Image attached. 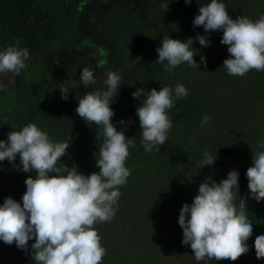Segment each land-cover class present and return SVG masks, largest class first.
Here are the masks:
<instances>
[{
    "label": "trees",
    "instance_id": "trees-1",
    "mask_svg": "<svg viewBox=\"0 0 264 264\" xmlns=\"http://www.w3.org/2000/svg\"><path fill=\"white\" fill-rule=\"evenodd\" d=\"M251 1L254 6L250 8L249 0H219L233 19L245 16L249 8L257 10L261 1ZM210 2L52 0L44 10L41 0H0V51L14 45L17 38L21 41L20 47L29 51L27 68L20 75L0 73V84L4 86L0 90V140L6 141L9 132L35 123L52 141L72 140L58 166L66 164L70 168L72 159L76 158L82 159V163L85 161L77 166L82 174L99 172L95 156L98 158L102 143L96 140L100 129L85 122L76 108L86 92L107 90L106 72L112 70L123 76L124 83L110 105L114 111L112 122L119 131L124 128L119 123L121 120L132 121L125 135L135 137L136 146L129 148L125 166L131 170V175L119 189L118 211L105 225L111 224L114 235L110 238L108 232L101 233L102 246L107 249L102 264H160L157 251L121 246L123 250L117 248V240H126L129 244L147 237L150 232L151 242L161 240L164 246L166 238H170L175 239L177 245L181 244L183 230L176 220L183 204L192 203L196 196L194 189L210 175L219 183L231 170H236L248 183L245 174L252 166V153L264 150L258 147L264 138V117H259V113L264 114V71L253 69L242 77L228 75L223 61L231 57L228 46L220 43L222 31L208 34L211 44L204 55L206 66L199 65L201 55L194 59L198 68L182 63L169 72L165 70L167 61L156 62V49L165 37L187 41L205 34L203 26L193 27V21L199 7ZM165 3L167 11L161 6ZM73 7L77 11L75 34L55 48L53 44L63 25L70 22ZM196 43L199 41L194 40V49ZM101 49L106 57L101 55ZM221 51L226 55L223 60L219 59ZM105 58L107 63L101 65L100 61ZM35 65H42L45 74L39 80H29ZM85 67L94 72L96 80L87 87L80 82ZM203 75L208 78L205 86L198 83ZM194 79L196 81L187 87V97L175 100L168 110L173 123L168 139L158 146L159 150L145 152L136 115L143 97L133 98L132 93L141 87L147 91L153 88L159 91L164 86L173 88L177 82L184 84ZM62 88L70 90L66 101L61 98ZM10 92L15 97L11 109L2 101ZM205 115L211 119L201 127ZM242 131L247 133L244 135ZM243 145L251 149L245 159L236 154ZM205 149L217 159L213 165L201 169L199 162ZM15 164L17 167L7 159L0 161V204L8 196L22 204L24 182L30 175L35 177V172L17 170L22 168L19 156ZM240 198L245 200V215L253 224V234L246 242L250 251L255 238L264 235V200L247 199L239 190L235 200L237 208ZM127 226L133 228L129 236L125 233ZM135 231H143L145 236L132 237ZM150 239L145 240L143 247H148ZM34 242H28L26 252L17 248L15 242L8 245L0 240V264H36L31 256Z\"/></svg>",
    "mask_w": 264,
    "mask_h": 264
},
{
    "label": "clouds",
    "instance_id": "clouds-1",
    "mask_svg": "<svg viewBox=\"0 0 264 264\" xmlns=\"http://www.w3.org/2000/svg\"><path fill=\"white\" fill-rule=\"evenodd\" d=\"M190 4L192 0H184ZM168 10V4H162ZM203 26L204 35H197L187 41L165 37L156 49L157 63H164L165 70L171 72L182 63L197 67L194 60L197 54L192 47L198 40L202 47L211 44L209 33L222 31L221 44L227 45L231 58L223 61L230 76H244L250 70L264 71V14L255 21L246 17H230L226 5L219 0H211L200 6L195 16L193 27ZM16 39L0 51V73L12 72L20 75L27 68L29 59L27 48L20 47ZM101 55L106 53L101 49ZM206 66V58L201 56ZM107 59L100 61L103 65ZM104 84L107 90L86 92L79 99L77 114L88 123L99 127L96 140L102 141L98 148L96 165L99 172L84 175L77 165L58 166V161L66 155L72 140L52 141L48 133L35 123H29L20 130L8 133L7 140H0V161L7 159L13 167L19 156L25 173L35 172V177L25 180L26 191L22 204L11 196L0 204V240L17 248L29 250L36 264H102L107 249L102 246V236L95 228L97 223L111 221L118 211L121 186L127 183L131 170L127 168L129 148H134L135 137L125 135L132 121L121 120L124 128L117 130L112 122L114 111L110 107L123 82L122 74L109 70L105 73ZM80 82L85 87L95 84L94 72L85 67L80 75ZM0 84V90L3 89ZM68 88L60 89L61 98L68 99ZM174 92V96H173ZM188 90L182 84L175 89L164 86L157 91L139 88L132 93L133 98H141L142 103L136 108L139 118L142 144L145 152L163 145L168 139V132L173 127L168 115L175 103L187 97ZM6 119V118H5ZM210 116L205 115L201 127L206 125ZM264 149V140L258 143ZM252 166L246 171L248 189L252 199L264 200V150L252 153ZM217 156L207 149L203 151L200 168L214 164ZM239 173L231 170L227 178L217 183L208 176L200 185L198 194L191 205L183 204L179 212L178 223L183 230V245H190L196 261L209 264L213 260H237L249 251L247 240L253 234V224L245 215L246 203L240 198L237 208L235 200L239 192ZM256 258H264V235H258L254 241Z\"/></svg>",
    "mask_w": 264,
    "mask_h": 264
},
{
    "label": "rangeland",
    "instance_id": "rangeland-1",
    "mask_svg": "<svg viewBox=\"0 0 264 264\" xmlns=\"http://www.w3.org/2000/svg\"><path fill=\"white\" fill-rule=\"evenodd\" d=\"M51 1L52 0H41V4L43 3V9L44 10H46L47 6L50 5ZM260 1H261L260 4L258 6H256L258 8H255L257 10L253 11L252 9H250L251 8L250 6L251 5L254 6V3H252V1L249 0L250 5H248V6L250 8H249L247 14L245 15L246 17H248L252 20H256V19H259V17L262 14H264V0H260ZM72 11H73V13H72L70 22L63 25V29L61 30V32L58 35L57 40L53 44V46L55 48L61 47L63 44L66 43L67 37L74 36V34H75L74 27H75L76 13H77L76 8L73 7ZM195 49H196V52H198V55L196 57H194V59H197V57L199 55L204 56L206 54L208 47H202L199 43H196ZM215 50H217V49H215ZM217 51L220 52L219 50H217ZM224 58H226V55L221 51V55H220L219 59L223 60ZM199 65L201 67L204 66V64H202L200 61H199ZM44 74H45V72H44L43 66L42 65H35L34 67L31 68V73L29 74L28 78H29V80H39L42 76H44ZM207 80H208L207 76L203 75L198 79V83H201L205 86L207 84ZM194 81H196V80L194 79L192 81H186L182 85H184L185 88L187 89V87H190ZM177 84H181V83L177 82ZM177 84L172 85V87L175 89V86ZM226 96L227 95H222L223 98ZM4 98L5 99L2 100L4 105L11 109L13 107L14 102H15L14 93L10 92L6 96H4ZM10 103H12V104H10ZM259 117H264V114L261 115V113H259ZM262 122H264V119ZM246 133L247 132L242 131V134L245 135ZM263 140H264V138H263ZM250 150L251 149H249V147L247 145H243L241 148L237 149L236 154H237V156H240V158L245 159V157H247V156H249V154H251ZM83 163H82V159H76L75 158V159H72L71 165L75 164L78 166V164L82 165ZM238 183H239V190L241 191V195H244L247 199H251L250 190L248 189V183L246 181H244V179L242 180V178L240 176H239ZM198 189H199V187L194 189L196 191L195 195L198 194ZM25 191H26V189L23 190V193H25ZM173 212L175 213L174 210H173ZM178 220H179V217L176 220L177 225H178ZM109 222L97 223L95 225V228L98 229L99 234L101 236H102V234H101L102 231L108 232V235L110 238L114 235L113 228L112 229L110 228L111 224H109L108 226H105ZM166 223L167 222H164V224H166ZM116 228L119 230V227L116 226L115 229ZM126 228L127 229H126L125 233H127V236L131 235L133 228H131V226H127ZM140 229H143V228H140ZM144 234H146V233L144 232ZM147 234H148L147 237L135 239L133 242H131L129 244L126 240L118 239L117 240V242H118L117 248H121L124 250V248H122L121 246H124V247H141V251H145V250L149 251V249L151 248L153 251H157L160 254V257L158 258V261L160 264H203L202 261H196L195 260L194 253H193L190 245H183L182 242H181V244L177 245L175 242V239L166 238V242H165L166 244H164V246H163V243L161 240H155V241L151 242V239L149 237L151 235L150 232H147ZM142 235H143V231H135L134 233H132V237H134V236L140 237ZM143 236H145V235H143ZM146 239L147 240L150 239L151 243H149L148 247H143V244H144ZM102 240H103V237H102ZM250 248H251L250 251H248L246 254L241 255L235 261H232L230 259H224V260H219V261L213 260V261H210L209 264H264V258L257 259L256 253H255V248L254 247H250Z\"/></svg>",
    "mask_w": 264,
    "mask_h": 264
}]
</instances>
